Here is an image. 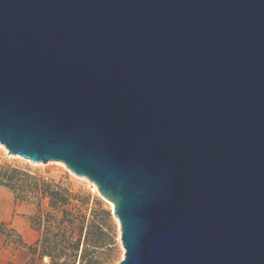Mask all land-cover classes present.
Instances as JSON below:
<instances>
[{
    "label": "water",
    "instance_id": "1",
    "mask_svg": "<svg viewBox=\"0 0 264 264\" xmlns=\"http://www.w3.org/2000/svg\"><path fill=\"white\" fill-rule=\"evenodd\" d=\"M0 144L96 185L119 264H264V0H0Z\"/></svg>",
    "mask_w": 264,
    "mask_h": 264
},
{
    "label": "rangeland",
    "instance_id": "2",
    "mask_svg": "<svg viewBox=\"0 0 264 264\" xmlns=\"http://www.w3.org/2000/svg\"><path fill=\"white\" fill-rule=\"evenodd\" d=\"M8 153L0 146V264H51L34 252L44 231L39 224L48 216H73L84 228L85 252L78 253L76 264H119L124 259L119 221L91 183L57 162L34 164ZM98 233L104 234L102 241Z\"/></svg>",
    "mask_w": 264,
    "mask_h": 264
},
{
    "label": "trees",
    "instance_id": "3",
    "mask_svg": "<svg viewBox=\"0 0 264 264\" xmlns=\"http://www.w3.org/2000/svg\"><path fill=\"white\" fill-rule=\"evenodd\" d=\"M71 195L72 191L63 190ZM54 195H59L55 193ZM77 197L78 194H75ZM65 202V200H63ZM43 226L44 231L36 242L34 252H38L41 259L48 258L51 264H76L78 253L85 252V243H82L84 228L79 226L78 219L71 216L58 217L48 216ZM96 229V228H94ZM97 230V229H96ZM76 236H79L76 239ZM101 241L104 234H95ZM38 246V247H37ZM81 255V259L83 256Z\"/></svg>",
    "mask_w": 264,
    "mask_h": 264
},
{
    "label": "bare ground",
    "instance_id": "4",
    "mask_svg": "<svg viewBox=\"0 0 264 264\" xmlns=\"http://www.w3.org/2000/svg\"><path fill=\"white\" fill-rule=\"evenodd\" d=\"M0 146L1 147H3L6 151H7V148L5 147V146H3V145H1L0 144ZM16 158H22V159H24L23 157H21V156H18V155H14ZM24 160H26V159H24ZM29 161V160H28ZM30 162V161H29ZM39 164V163H38ZM57 164H61V165H63V166H65L63 163H61V162H57ZM66 167V166H65ZM85 180H87L89 183H91L92 184V186H93V188L95 189V190H98L97 189V187H96V185L93 183V182H91V181H89L87 178H85V177H83ZM104 199V198H103ZM105 200V199H104ZM107 201V200H106ZM110 204H111V206H113L112 205V203L111 202H109Z\"/></svg>",
    "mask_w": 264,
    "mask_h": 264
}]
</instances>
